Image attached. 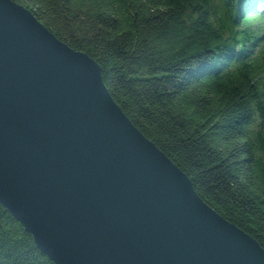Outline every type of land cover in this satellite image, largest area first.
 <instances>
[{"label": "water", "instance_id": "obj_1", "mask_svg": "<svg viewBox=\"0 0 264 264\" xmlns=\"http://www.w3.org/2000/svg\"><path fill=\"white\" fill-rule=\"evenodd\" d=\"M0 205L54 264H264L138 132L97 64L0 0Z\"/></svg>", "mask_w": 264, "mask_h": 264}, {"label": "trees", "instance_id": "obj_2", "mask_svg": "<svg viewBox=\"0 0 264 264\" xmlns=\"http://www.w3.org/2000/svg\"><path fill=\"white\" fill-rule=\"evenodd\" d=\"M10 1L93 60L132 126L264 250V11L252 0ZM0 264H54L1 205Z\"/></svg>", "mask_w": 264, "mask_h": 264}, {"label": "rangeland", "instance_id": "obj_3", "mask_svg": "<svg viewBox=\"0 0 264 264\" xmlns=\"http://www.w3.org/2000/svg\"><path fill=\"white\" fill-rule=\"evenodd\" d=\"M250 3H252V8L255 9L256 12H262L264 11V8L260 7L259 0H252Z\"/></svg>", "mask_w": 264, "mask_h": 264}]
</instances>
